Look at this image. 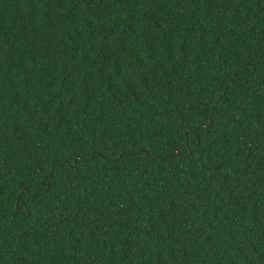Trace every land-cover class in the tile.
Returning a JSON list of instances; mask_svg holds the SVG:
<instances>
[{
	"label": "trees",
	"instance_id": "trees-1",
	"mask_svg": "<svg viewBox=\"0 0 264 264\" xmlns=\"http://www.w3.org/2000/svg\"><path fill=\"white\" fill-rule=\"evenodd\" d=\"M0 201V264H264V0H0Z\"/></svg>",
	"mask_w": 264,
	"mask_h": 264
},
{
	"label": "snow or ice",
	"instance_id": "snow-or-ice-1",
	"mask_svg": "<svg viewBox=\"0 0 264 264\" xmlns=\"http://www.w3.org/2000/svg\"><path fill=\"white\" fill-rule=\"evenodd\" d=\"M198 2H199V0H198ZM212 2H215V0H212ZM237 2H238V3H246V2L250 3L251 0H237ZM252 63H253L252 61H249V62H248L249 67L252 66ZM225 87H227V84H225ZM221 97H222V98L224 97V94H223V93L221 94ZM213 110H215V109L213 108ZM202 123H203L202 120H200V122H196V121L194 120V121H193V124H190V125L188 126V128L185 129V132H186V133L193 132L194 135H196V136L198 137V136H199V132H198V131H195V130L200 129ZM162 142H163V141H160V140L157 141V143H162ZM202 142H203L202 140L197 139V144H200V143H202ZM184 143H185V145H188L189 148H191V145L188 144V140H185ZM166 146H167V145H166ZM173 151H175L174 148H173ZM154 153H155V156H156V157H159V156L161 155V153H160L159 151H157V149H156L155 147L152 148V149L147 150L146 155H147V158H148L149 161H152V159H153V154H154ZM193 156H195V150H193V151L190 152V154H189V156H188V159H191ZM64 163H65L64 161H59V162H58L59 167L62 168L63 165H64ZM78 166H79V165H75L74 167H78ZM37 175H39V174H37ZM54 175H55V168H53L52 171L49 172V177H54ZM43 188H44V185L42 184V185H40L39 187H37L36 191H31V192H29V193H28V196H29L31 199H35V200H39V199H41V197L45 194L44 191H43ZM24 206L27 207V201H25ZM2 208H3V202L0 201V209H2ZM21 211H23V209H21ZM0 218H2V219H7V216H6V214L0 212ZM30 218H31V217H30ZM0 250H2V249H0Z\"/></svg>",
	"mask_w": 264,
	"mask_h": 264
}]
</instances>
